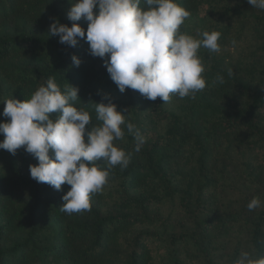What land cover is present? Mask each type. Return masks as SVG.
Segmentation results:
<instances>
[{"label":"trees","instance_id":"trees-1","mask_svg":"<svg viewBox=\"0 0 264 264\" xmlns=\"http://www.w3.org/2000/svg\"><path fill=\"white\" fill-rule=\"evenodd\" d=\"M74 2L0 0V122L9 119L2 114L4 100L29 99L54 78L61 89L68 83L78 88L79 99L71 103L90 114L86 132L100 123L94 102L110 99L145 142L135 151L133 135L121 125L124 139L114 145L130 156L127 168L112 167L103 190L90 196L91 210L73 214L59 209L70 185L56 190L37 182L29 169L38 164L34 155L23 147L15 154L0 149V264H236L243 253L254 264L264 259V54H253L229 75L212 52L200 48L205 89L181 99L178 110L169 109L159 97L148 100L130 88L121 93L107 72V56L91 55L84 38L72 47L49 35L53 21L76 23L86 32L88 21L68 19ZM176 2L191 13L181 33L199 38V14L207 5L217 16L206 31L219 32L218 43L247 17L264 52V10L247 0ZM157 120H165L164 132L147 137ZM234 142L252 154L239 181L255 192L222 210L210 191L223 186ZM97 166L107 168V162ZM253 197L261 204L250 211ZM164 206L171 209L166 216ZM174 214L186 219L178 231Z\"/></svg>","mask_w":264,"mask_h":264},{"label":"clouds","instance_id":"clouds-1","mask_svg":"<svg viewBox=\"0 0 264 264\" xmlns=\"http://www.w3.org/2000/svg\"><path fill=\"white\" fill-rule=\"evenodd\" d=\"M247 3L264 10V0ZM143 4L141 7V0H75L68 19L88 21L86 32L76 23L69 27L53 21L48 33L72 47L78 38H84L91 55L107 56V72L121 93L130 88L148 100L159 97L163 103L169 102L172 95L194 99L206 87L198 50L218 52L221 34L202 31L195 38L181 33L180 28L191 13L176 0H143ZM71 59L79 66L78 57L73 55ZM228 72L232 74L231 69ZM217 82L223 83V77L218 75ZM78 99L77 87L68 83L61 89L54 78H49L46 86H39L29 99L4 100L2 114L9 119L0 122V135L4 137L0 149L15 154L23 147L38 159V164L29 165L31 178L56 190L65 183L70 185L59 207L67 214L90 211V196L103 190L109 170L117 165L127 168L130 156L114 145L115 140L124 139L121 125L133 135L135 151L139 152L145 142L136 126L126 123L125 114L110 99L107 103L94 102L100 123L86 132L91 116L83 108L73 106L71 102ZM97 161H106L107 168L98 167ZM260 204V199L253 197L247 207L251 211ZM236 264L254 262L248 253H243ZM256 264H264V259Z\"/></svg>","mask_w":264,"mask_h":264},{"label":"rangeland","instance_id":"rangeland-1","mask_svg":"<svg viewBox=\"0 0 264 264\" xmlns=\"http://www.w3.org/2000/svg\"><path fill=\"white\" fill-rule=\"evenodd\" d=\"M244 13L246 14V12ZM216 16L217 15L214 14V11H211L207 5H204L199 14L201 20L198 31H200V29H205V31L209 29L210 25L216 22ZM212 29L213 28L210 30ZM198 31L197 33H199ZM233 40L235 41V44H233ZM218 44L220 45V50L218 52H212V54L227 68L233 71H238L239 68L249 64L248 62H251L252 59H254L253 54H264V52L259 50L261 43L254 37V32L252 31V21L247 17L233 23L226 35V39ZM180 102L181 99L173 95L171 100H169L166 105L169 109L178 110ZM164 123L165 120H157L156 122L151 123L149 127H147L146 136L155 137L158 134L163 133ZM228 155L229 163L226 169V179L224 180L223 186L220 185L217 187L216 191H210V193L215 195L216 201L221 205L222 210H226L227 206L232 202H235V200L242 199L245 196L251 195L253 191L255 192L253 185H244L241 181H239V173L243 170V164L253 158L251 156L252 154H250L245 147L234 142L231 145ZM161 211L164 213V216H166L171 209L164 206L161 208ZM173 221L175 230L178 231L180 228L178 225L179 222L184 223L186 219L181 215L174 214Z\"/></svg>","mask_w":264,"mask_h":264}]
</instances>
